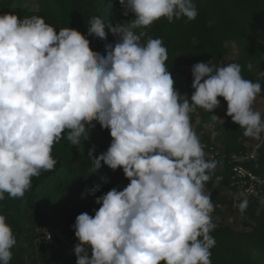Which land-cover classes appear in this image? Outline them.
I'll use <instances>...</instances> for the list:
<instances>
[{"label":"clouds","instance_id":"1","mask_svg":"<svg viewBox=\"0 0 264 264\" xmlns=\"http://www.w3.org/2000/svg\"><path fill=\"white\" fill-rule=\"evenodd\" d=\"M121 3L135 18L109 24L119 39L104 55L75 28L57 31L38 15L0 14V200L5 193L23 198L33 177L54 170V144L66 133L78 147L96 121L112 141L98 157L89 152L93 172L102 164L122 168L130 183L98 197L94 216H77V264H212L214 205L204 188L217 162L205 158L190 114L197 107L212 112L223 97L227 116L258 140L264 117L253 105L261 84L245 79L237 63L199 62L189 102L174 87L162 39L142 42L147 33L137 30L165 18L194 20L193 0ZM93 34L106 39L98 16L88 23ZM248 203H239L241 215ZM16 243L0 214V264H10Z\"/></svg>","mask_w":264,"mask_h":264},{"label":"trees","instance_id":"2","mask_svg":"<svg viewBox=\"0 0 264 264\" xmlns=\"http://www.w3.org/2000/svg\"><path fill=\"white\" fill-rule=\"evenodd\" d=\"M198 15L194 20L186 17L160 19L145 29L146 36L160 38L167 49L166 67L175 80V89L181 96L187 95L191 102L193 75L192 68L199 62L214 63L217 67L231 63L241 65L242 76L261 84L264 98V0H193ZM121 0H0V14L12 12L19 18L38 15L45 19L57 31L71 27L82 32L90 41V47L106 54L105 45L115 44L118 37L109 29L135 18L128 12ZM99 17L104 24L106 39L88 35V23L93 17ZM249 65L251 67H249ZM187 66V69L183 67ZM220 106L212 112L197 107L190 114L193 130L201 143H210L211 132L206 131L204 124L221 111L223 119L215 124L212 132L219 142V149L224 155L248 151L246 143L252 138L243 135L244 129L227 116V101L218 97ZM264 117V115H262ZM89 138L73 146L66 138V133L52 148L53 158L57 160L54 170L42 171L40 176L32 178L31 188L23 198H11L5 193L0 200V214L6 216L12 227L17 243L12 249L10 264H77L75 246L80 243L74 238V245L55 249L41 245L34 250V231L40 225H58L66 228L70 235L75 234L73 225L79 214L87 212L95 215L100 205L96 199L113 188L123 190L130 181L125 177L122 168L112 170L106 164L93 172L89 152L94 155L107 151L112 141L110 130L98 122H92ZM258 147L256 159L245 165L264 177V134ZM215 160L216 168L209 173L210 180L205 183L207 193L211 192L214 205L213 213H220L218 204L228 200L222 195L230 181L232 165L222 157H207ZM257 196L248 203L241 215V222L246 227L236 230L222 223L217 217L212 218L216 225L210 233L216 241L211 249L212 264H264V209L257 213L261 198ZM232 208V202H229ZM32 256V258L30 257Z\"/></svg>","mask_w":264,"mask_h":264},{"label":"built area","instance_id":"3","mask_svg":"<svg viewBox=\"0 0 264 264\" xmlns=\"http://www.w3.org/2000/svg\"><path fill=\"white\" fill-rule=\"evenodd\" d=\"M211 141L203 142L204 150H206L207 157H222L228 159L232 165V172L230 175V181L226 186L225 192L227 189L231 192L230 201L235 210H239L238 205L244 199L247 198L248 202L253 200L257 196L263 195L264 192V177L254 172L253 169L245 165L246 162L254 160L258 156V147L260 146L262 140L253 145L249 146V143H246L249 146L248 151L243 153H233L230 155H224L219 149V142L215 134H211ZM204 191L206 194L212 195L211 192L207 193L205 188ZM239 197V198H237ZM74 238H77L74 235H70L68 230L62 226L58 225H40L35 228L34 231V250L37 253L38 248L41 245L53 247L59 249L64 245L71 247L74 245ZM89 256H91V247L87 248Z\"/></svg>","mask_w":264,"mask_h":264},{"label":"rangeland","instance_id":"4","mask_svg":"<svg viewBox=\"0 0 264 264\" xmlns=\"http://www.w3.org/2000/svg\"><path fill=\"white\" fill-rule=\"evenodd\" d=\"M184 69H187L188 67H183ZM253 108L255 110H258L261 112L262 115H264V98L257 96L256 101L253 105ZM223 119V114L221 111H217L214 118L208 121V123L204 124V128L206 131L211 132L213 135L215 132H212V129L214 128L215 124H217L218 121H221ZM261 139H252L249 141V146L253 147V145L259 143ZM222 195L225 197L226 200H228L226 203L221 202L218 204V208L221 210L220 213H211V217H217L222 223L229 225L230 227L236 229V230H244L248 229L250 227H246L242 224L239 213L235 210L234 206L232 208H229V202L231 198V192L229 189L226 190L225 193H222ZM264 209V196L261 198L257 213H261V211ZM32 258V256H30ZM29 264H32L29 258Z\"/></svg>","mask_w":264,"mask_h":264}]
</instances>
